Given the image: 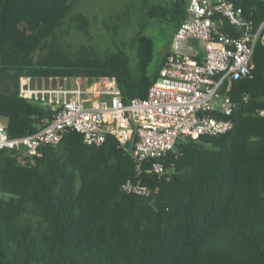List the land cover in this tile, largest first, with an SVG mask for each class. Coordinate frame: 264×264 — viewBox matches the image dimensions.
Masks as SVG:
<instances>
[{
    "label": "trees",
    "instance_id": "trees-1",
    "mask_svg": "<svg viewBox=\"0 0 264 264\" xmlns=\"http://www.w3.org/2000/svg\"><path fill=\"white\" fill-rule=\"evenodd\" d=\"M257 26L264 0H231ZM78 0H0V69L29 75H113L124 101L144 97L152 40L130 38L136 61L122 48L103 55L60 53L34 60ZM187 0L148 7L170 15L175 29ZM223 32L236 34L228 23ZM251 78L232 81L233 127L219 135L179 139L161 160L165 174L134 163L113 136L87 144L74 130L38 157L0 150V264H264V46L257 44ZM242 93H248L246 102ZM9 136L37 131L49 113L33 99L0 93ZM225 117L224 115H219ZM141 180L149 196L127 193ZM157 187V190L155 188Z\"/></svg>",
    "mask_w": 264,
    "mask_h": 264
},
{
    "label": "built area",
    "instance_id": "built-area-1",
    "mask_svg": "<svg viewBox=\"0 0 264 264\" xmlns=\"http://www.w3.org/2000/svg\"><path fill=\"white\" fill-rule=\"evenodd\" d=\"M224 23L237 33L223 32ZM258 43L264 46V19L255 26L231 0H187L169 54L144 97L124 101L113 75H20L18 95L38 101L50 118L32 134L15 137L0 120V150L38 157L42 147L56 145L74 130L87 144L100 145L113 136L131 157L136 177L146 163L164 175L161 158L179 139L219 135L233 127L237 102L228 91L232 81L252 77ZM248 98L241 94L244 102ZM255 112L264 118V107ZM120 188L143 196L153 191L139 179H127Z\"/></svg>",
    "mask_w": 264,
    "mask_h": 264
},
{
    "label": "rangeland",
    "instance_id": "rangeland-1",
    "mask_svg": "<svg viewBox=\"0 0 264 264\" xmlns=\"http://www.w3.org/2000/svg\"><path fill=\"white\" fill-rule=\"evenodd\" d=\"M165 1L78 0L55 29L54 36L46 39L32 57L37 60L57 53L75 57L87 51L103 55L122 48L135 63V44H131L130 38L141 29L152 40V70L162 60L175 25L170 15L159 19L149 16L147 10L150 5H163Z\"/></svg>",
    "mask_w": 264,
    "mask_h": 264
},
{
    "label": "crops",
    "instance_id": "crops-1",
    "mask_svg": "<svg viewBox=\"0 0 264 264\" xmlns=\"http://www.w3.org/2000/svg\"><path fill=\"white\" fill-rule=\"evenodd\" d=\"M169 51H170V44L167 47V50L164 52L163 58L169 54ZM0 72L2 75V79L0 80V93L15 92V91L18 92L19 76L20 75L18 76V78H16V76H15L16 72L14 70L4 71V70L0 69ZM21 75H23V74H21ZM0 120L5 122V119L2 116H0Z\"/></svg>",
    "mask_w": 264,
    "mask_h": 264
}]
</instances>
